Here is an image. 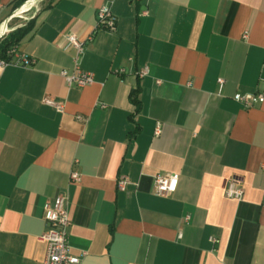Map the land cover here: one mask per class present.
<instances>
[{
	"label": "crops",
	"instance_id": "1",
	"mask_svg": "<svg viewBox=\"0 0 264 264\" xmlns=\"http://www.w3.org/2000/svg\"><path fill=\"white\" fill-rule=\"evenodd\" d=\"M15 1L0 0V30ZM33 18L14 46L33 64L0 61V264H42L59 195L79 264H264V102L233 100L264 92V0H46ZM69 35L84 88L60 75L75 68ZM171 174L176 191L156 196Z\"/></svg>",
	"mask_w": 264,
	"mask_h": 264
},
{
	"label": "built area",
	"instance_id": "2",
	"mask_svg": "<svg viewBox=\"0 0 264 264\" xmlns=\"http://www.w3.org/2000/svg\"><path fill=\"white\" fill-rule=\"evenodd\" d=\"M26 4H28V2ZM14 13H16V11ZM97 18V26L99 28L104 29L107 32L115 31L116 20L108 6H102L98 10ZM3 27L5 28L2 29ZM2 28L0 30V38L7 32L6 25L2 26ZM90 39L91 38H88V40ZM65 48H71L75 52L74 70L71 73L62 71L60 74L64 78L67 86L84 88L91 85L94 82L93 74L83 71L78 67V60L83 52L84 42L79 41L75 35H69L66 37ZM7 55L10 57V60L7 62L1 61L2 66L12 64L27 67L33 64V60L23 54L17 53V49L14 47L7 52ZM123 72V70H117L115 71V74L121 75ZM147 74L148 69L146 67L136 73L137 77L140 79L147 76ZM219 84H223L221 79L219 80ZM233 100L245 109H249L264 102V92H255L247 95L236 94L233 96ZM43 102L45 105L59 112L64 109L62 104L55 102L51 98H45ZM101 108H104V106ZM70 180L77 183L80 181V175L76 172H71ZM128 183V178L120 177L117 181V189L119 191H124ZM153 184L155 195L158 197H166L176 191L178 177L172 174L155 176L153 178ZM243 193V188L236 181L230 180L228 182L225 190V197L227 199L239 202L242 199ZM43 220L46 225V232L43 234L42 239L46 242V254L42 264H79L80 258L71 254L68 245L67 229L70 225V220L66 209V198L64 196L59 195L53 200L52 204H46L44 206ZM180 237L181 234L178 235V238ZM211 241L213 242L214 240L211 239Z\"/></svg>",
	"mask_w": 264,
	"mask_h": 264
},
{
	"label": "trees",
	"instance_id": "3",
	"mask_svg": "<svg viewBox=\"0 0 264 264\" xmlns=\"http://www.w3.org/2000/svg\"><path fill=\"white\" fill-rule=\"evenodd\" d=\"M27 1L29 0H16L12 7V12L18 10ZM34 27L35 20L33 18L24 26H21L9 33V35L0 42V61H9L10 57L7 55V52L14 46L18 45L24 38L28 37L33 32ZM131 100L133 103L137 104L135 92L132 93Z\"/></svg>",
	"mask_w": 264,
	"mask_h": 264
},
{
	"label": "rangeland",
	"instance_id": "4",
	"mask_svg": "<svg viewBox=\"0 0 264 264\" xmlns=\"http://www.w3.org/2000/svg\"><path fill=\"white\" fill-rule=\"evenodd\" d=\"M37 1L38 0H31L27 5L24 7L21 6L16 11L14 18L6 25L7 32L1 36L0 42L4 40L13 30L24 26L28 23V21L33 19V16L41 8L46 0H41L38 3Z\"/></svg>",
	"mask_w": 264,
	"mask_h": 264
},
{
	"label": "water",
	"instance_id": "5",
	"mask_svg": "<svg viewBox=\"0 0 264 264\" xmlns=\"http://www.w3.org/2000/svg\"><path fill=\"white\" fill-rule=\"evenodd\" d=\"M29 1H31V0H29ZM29 1H27L28 3H29ZM27 2H25L23 5H22V7H24L25 6V4L27 3ZM27 5V4H26ZM17 11V10H16Z\"/></svg>",
	"mask_w": 264,
	"mask_h": 264
}]
</instances>
